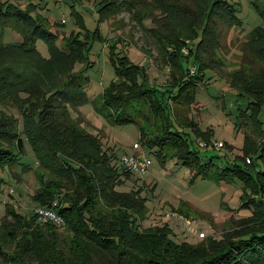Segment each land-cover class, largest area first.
<instances>
[{
    "label": "rangeland",
    "instance_id": "1",
    "mask_svg": "<svg viewBox=\"0 0 264 264\" xmlns=\"http://www.w3.org/2000/svg\"><path fill=\"white\" fill-rule=\"evenodd\" d=\"M212 1L134 0L132 11L124 9L102 17L97 0H0L4 6L17 4L21 8L28 3L34 4L31 14L39 15L56 36L50 42L38 37L31 49H35L45 60L55 53H61L66 56L72 73L84 71L89 78L85 101L76 107L68 105L67 111H57L56 122L41 116V121L37 119L36 123H31L33 127L28 133L31 137H43V132L49 131L42 144V155L50 159L53 151L67 155L73 150L74 147L61 134L66 125L73 123L98 139L99 147L110 158L111 165L120 166L125 155L136 153L132 145L137 143L150 159V165L142 175H121V181L116 186L118 192L135 193L143 200L144 214L141 217L131 214L129 224L142 236H158L162 232L161 236L166 242L177 246L180 251L183 246L198 247L208 238L217 243L224 242V229L229 230L228 225L233 227L234 222L251 215V203L246 201L252 196V189L239 179L219 182L213 178L195 177L191 167L171 153L164 160H159L155 149L149 148L140 138L136 123H115L99 111L100 96L117 79L116 66L124 65L119 60L125 55L129 62L143 68L144 76L156 89L157 96H162L163 102H169L167 96L177 93L172 84L173 68L170 63L160 61L158 44L148 28L165 35L170 25L181 33L192 35L193 24L201 27L206 23L204 42L197 49H215V57L220 63L214 65L210 60L202 61L200 73L203 79L190 92L193 99L187 103V107L180 109L185 111L187 108V117L195 121L201 134L209 133V137L197 136L190 129L183 128L179 124L180 115H175L170 108L166 114L172 127L185 134L191 149L202 156H219L218 168L224 161L236 160L243 164L241 156L250 125L240 116V112L250 110L247 106L248 102H253V98L241 88L243 79L240 74L245 69L257 76L253 90L257 97L264 99V79L259 78L260 74L264 76V43L248 36L255 30H264V0H228L236 19L231 26L214 11L208 18ZM5 23L0 32V43L14 47L21 45V28L13 26V21ZM196 34L199 36V31ZM189 43L182 50L186 49L187 52ZM214 43L216 45L212 46ZM162 46L167 54L171 52L168 41L163 40ZM19 53L25 62L34 58L29 51L19 50ZM196 62L192 51L188 56L181 57L180 69L184 73L191 66L190 73L193 74L195 65L201 66ZM33 71L40 74L37 69ZM42 81L46 80L42 78ZM30 84L29 92L35 94L36 90L33 89L37 88V82L31 80ZM12 92L11 95H15ZM19 95L21 99L17 97V103H20L19 99L28 97L27 93ZM16 102L11 99L8 103L13 105ZM4 110L16 118L11 126L19 131L17 133L23 140L24 152L17 164L0 169L4 181L0 185V264H40L34 260L28 248L34 239L35 227L42 229L38 226L41 224H31L20 217H4L5 206L11 205L21 217L27 218L39 206L36 201L41 204L53 198L56 200L57 194L62 196L64 193H59L61 188L70 190L72 187L65 183V177L46 165L41 166L47 164V160H41L40 164L36 159L26 135L20 132L26 123L18 111L8 104ZM257 119L264 135V107ZM13 143L10 142L11 146ZM85 155L89 162V153ZM248 155L253 163H258L255 169L263 167L257 153L248 151ZM54 190L58 192L52 195ZM64 227L56 226L53 232L42 237L43 241L37 243V248L41 245L35 257L54 258L57 254L58 259H65L77 248V244L73 245L71 241L70 232ZM24 244L27 249L20 248Z\"/></svg>",
    "mask_w": 264,
    "mask_h": 264
},
{
    "label": "trees",
    "instance_id": "2",
    "mask_svg": "<svg viewBox=\"0 0 264 264\" xmlns=\"http://www.w3.org/2000/svg\"><path fill=\"white\" fill-rule=\"evenodd\" d=\"M133 1L97 0V3L103 17L124 9L128 10L127 12L132 11ZM32 6L35 5L28 3L21 8L17 4L4 6L0 3V32L6 25L5 22L13 21V26L21 28L23 33L21 45L14 47L0 43V169L17 164L18 158L24 152V143L18 135L19 131L11 126V122L16 118L4 110V106L8 104L16 109L23 122L25 121L26 126L24 124L20 132L26 135L36 159L39 163L41 160H47V164L41 166L46 165L65 177V183L72 187L71 193L69 189L58 188L59 193H64L62 196L57 194L56 200L53 198L41 204L34 198L33 200L40 207L53 206L62 216L63 226L65 225L64 228L70 232L73 245L77 244V248L65 259H58L57 254L54 255L57 259L35 257L41 245L39 244L37 248V243L43 241L41 239L45 234L53 232L56 225L38 221L34 211L27 218L21 217L14 207L6 205L4 217H20L28 223L41 224L38 226L42 229L35 227L34 239L28 248L34 260L40 264H264V135L257 119L264 107V99L257 97L258 94L253 90L257 76L240 66L244 70L240 74L243 79L241 88L253 98L252 103L248 102L247 108L250 110L240 112V116L250 125L247 131L249 133L245 135L246 143L241 156L243 164L236 160L224 161L221 168H218L217 164L219 156H202L191 149L185 134L172 127L166 114L170 108L175 115H180L179 124L183 128L190 129L197 136L201 134L195 121L187 117L188 109L184 111L180 108L187 107V103L193 99V93L190 92L196 89L203 79V74L200 73L202 61L210 60L214 65L220 63L215 57V49H197L200 43L204 42L206 23L201 27L193 24L192 35L181 33L182 31H177L175 26L170 25L165 32L166 36L153 32V28H148L149 34L153 35L158 44L160 61L170 63L173 68L172 84L176 87L177 93L167 96L169 102H163L162 96H157L156 89L146 80L143 68L129 62L125 55L119 60L124 65L116 66L117 79L110 83L100 96L99 111L115 123H136L140 138L149 148L155 149L159 160H164V157L171 153L190 166L195 177L213 178L219 182L239 179L252 189V196L246 201L251 203L249 206L252 208L251 215L234 222L233 227L228 225L229 230L225 228L223 231L226 239L224 242L217 243L208 238L198 247L183 246L180 251L177 246L166 242L161 236L162 232L158 236H142L129 224L133 215L141 217L144 214L143 200L135 193H121L116 190L121 175L129 176L131 173L122 165H111L110 158L101 150L95 136L84 132L74 123L66 125L61 134L63 139L68 140L74 147L73 150L67 155L61 151L60 153L53 151L52 157L46 159L45 154L42 155L41 152L44 148L42 147L44 138L49 131L43 132V137L28 135L30 128L33 127L31 123L37 119L38 122L41 121L39 120L41 116H47L56 122L57 111H67L68 105L76 107L85 101V90L89 83L84 71L75 73L70 71L65 55L55 53L50 59L45 60L35 49H31L38 37L50 42L56 36L55 32L46 27L39 15L31 14ZM213 11L222 16L225 20L223 22L229 26L236 22L234 10L228 0H213L208 8V18ZM138 16L140 17L139 14ZM136 20L141 22L140 19ZM196 31H199L201 36H198ZM248 36L264 43V30H255ZM163 40L168 41L171 47L168 54L162 50ZM187 43H189L187 53L183 54L182 48ZM214 45L216 43L212 46ZM19 50L29 51L34 58L27 62L23 61L19 57ZM192 51L194 63L198 61L201 66L196 64V67L193 63L194 73H190L191 66L183 73L180 69L181 57L188 56ZM33 69H37L40 74H35ZM42 78L46 81L43 82ZM259 78L263 80L264 76L260 74ZM31 80L37 82V88L33 89L36 90L35 94L29 92ZM12 90L15 95H11ZM20 93H27L28 97L20 100ZM17 97L20 98V103L16 102ZM11 99L16 104H9ZM201 135L208 138L210 134ZM11 141L14 142L12 146ZM248 151L257 153L262 168L255 169L254 166L258 163H253ZM87 152L90 156L89 162L85 155ZM246 158L249 162H246ZM3 182L0 176V185ZM56 190L52 191V195L53 192H58ZM42 191L41 189L40 192ZM20 248L27 249V246L24 244Z\"/></svg>",
    "mask_w": 264,
    "mask_h": 264
},
{
    "label": "built area",
    "instance_id": "3",
    "mask_svg": "<svg viewBox=\"0 0 264 264\" xmlns=\"http://www.w3.org/2000/svg\"><path fill=\"white\" fill-rule=\"evenodd\" d=\"M182 52L187 53L186 49H183ZM132 148L136 151V153L125 155L121 160V165L131 174L136 173L137 175H142L146 172L148 166L150 165V159L146 156L144 150H140L137 143H134ZM246 162H249L247 158ZM34 213L40 222H51L56 226H62L64 224L62 216L56 212L53 206L47 208L38 206L34 209ZM202 234L203 233L200 232V236H202Z\"/></svg>",
    "mask_w": 264,
    "mask_h": 264
},
{
    "label": "crops",
    "instance_id": "4",
    "mask_svg": "<svg viewBox=\"0 0 264 264\" xmlns=\"http://www.w3.org/2000/svg\"><path fill=\"white\" fill-rule=\"evenodd\" d=\"M200 110V109H199Z\"/></svg>",
    "mask_w": 264,
    "mask_h": 264
}]
</instances>
